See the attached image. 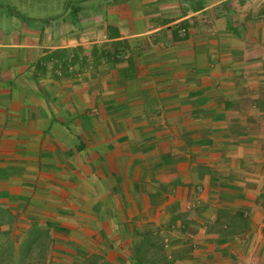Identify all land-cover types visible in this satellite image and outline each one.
Masks as SVG:
<instances>
[{
  "label": "crops",
  "instance_id": "crops-1",
  "mask_svg": "<svg viewBox=\"0 0 264 264\" xmlns=\"http://www.w3.org/2000/svg\"><path fill=\"white\" fill-rule=\"evenodd\" d=\"M229 2L227 21L200 8L137 27L132 10L144 2L120 4L123 23L108 25L106 37L115 54L127 51L112 75H75L62 52L83 43L46 47L29 25L22 41L8 35L0 44V208L23 223L110 239L104 252L114 245L127 256L153 211L180 224L165 209L201 199L199 186L217 198L251 194L255 182L263 189L264 0Z\"/></svg>",
  "mask_w": 264,
  "mask_h": 264
},
{
  "label": "rangeland",
  "instance_id": "rangeland-1",
  "mask_svg": "<svg viewBox=\"0 0 264 264\" xmlns=\"http://www.w3.org/2000/svg\"><path fill=\"white\" fill-rule=\"evenodd\" d=\"M131 1L0 0V44L9 41L8 35L15 38L19 36L22 41L24 27L29 25L41 31V44L46 47L53 46L55 41L83 43V46L79 45L74 50L62 52V56L74 61L75 75H97L101 70L112 75L117 60L125 56L123 52L127 48H120L118 54L114 53L113 47L108 46L107 27L123 23L124 18H115L120 12L119 8H115ZM139 1L144 2V7L132 10L136 19L134 27L146 17L151 19L150 24H159L163 20L175 18L176 14L200 8L216 10L227 21L226 11L231 5L229 3H232L229 0ZM238 3L236 1L235 4ZM241 4L245 6V3ZM260 6L264 9V2ZM207 16L208 11L203 10L199 19L204 23L209 19ZM240 18L243 17L231 16L232 22H239ZM95 41L98 42L93 43ZM103 43H107L106 47ZM103 60L106 62L104 67L101 64ZM258 185L256 182L249 184L254 192L246 196L229 190V198H217V195L213 196L203 186H199L197 194L203 199L196 197L188 203L183 201L182 206L177 201L171 208L165 209V212H178L174 218H178L180 224L176 222L168 225V218H161L162 210L161 213L153 211L150 217L152 222H143L146 224L140 226L146 233L140 234L141 239L132 241L131 255L127 256H120L119 246L114 245L111 248L114 253H105L110 239L89 240L83 231L65 232L58 229L60 225L43 223L37 218L23 223L19 216L0 208V264H89L90 258H93V264H135L139 258L147 264H264V193L257 191L264 190V187L261 189ZM227 203L229 210L224 207ZM251 203L258 205L254 213L252 208H248ZM227 221L229 224H225ZM219 238H224L225 242ZM189 239L194 242L191 256L187 244ZM224 244H229V256L221 255L226 251L222 250ZM212 251H216L217 255H210ZM179 253L188 257L177 258Z\"/></svg>",
  "mask_w": 264,
  "mask_h": 264
},
{
  "label": "trees",
  "instance_id": "trees-1",
  "mask_svg": "<svg viewBox=\"0 0 264 264\" xmlns=\"http://www.w3.org/2000/svg\"><path fill=\"white\" fill-rule=\"evenodd\" d=\"M116 33H117V32H116ZM117 35H118V34H117ZM117 37H119V35H118ZM176 220H178V218H175V221H176ZM221 241L225 242V239H221ZM187 244L189 245V246H188V250H189L188 252L190 253L189 256H191V255H192L191 252H192L193 249H194V242H193L191 239H189V240L187 241ZM184 251H185V250H184ZM186 256H187V255H183V253H179V255H178L177 258L184 259V258H186ZM92 257H93V256H92ZM94 257L97 258L96 255H94ZM187 257H188V256H187ZM92 259H93V258H90V259L88 260V261H90L89 264H93ZM94 264H97V263H94ZM135 264H147V263L144 261V259L139 258V259L136 261Z\"/></svg>",
  "mask_w": 264,
  "mask_h": 264
}]
</instances>
